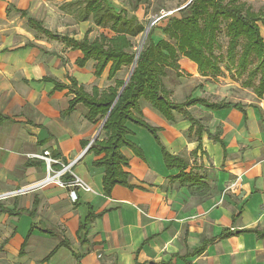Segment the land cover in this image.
Returning a JSON list of instances; mask_svg holds the SVG:
<instances>
[{
    "label": "crops",
    "instance_id": "0c3cea01",
    "mask_svg": "<svg viewBox=\"0 0 264 264\" xmlns=\"http://www.w3.org/2000/svg\"><path fill=\"white\" fill-rule=\"evenodd\" d=\"M20 3L0 0V115L8 118L0 121V193L31 190L11 196L12 208L1 205L9 212L0 213L1 217L15 218L19 223L28 219V228L19 239L18 257L25 256L30 240L46 236L58 240L46 248L39 264H264V237L249 231L264 232V97L259 100L263 103L242 104L245 120L235 109L207 110L228 116L206 125L201 151L195 155L193 135L186 138L174 132L159 136L171 155L184 158L191 154L192 161L201 159L203 165L190 164L188 170L201 177L209 191L196 193L181 186L175 179L177 171L164 166L160 150L159 155L147 152L132 140L143 158L121 149L129 162L126 171L131 187L122 189L131 197L127 201L114 198L113 192L120 186L105 197L103 169L92 164L97 158L86 151L79 159L91 142L86 139V109L79 104L64 115L72 97L66 90L53 91L52 84L41 81L76 77L82 69H70L63 55L32 53L37 42L29 39L32 45L23 42L21 33H8L16 28L5 21L7 6L12 5L16 12L22 10L17 7ZM181 124L187 131L189 124ZM81 130L83 133H78ZM82 142L88 145L84 147ZM44 151L57 159L59 168L71 165V172L91 192L62 187L55 181L43 184L47 164L36 156ZM66 176L70 177L65 175L60 180L72 181ZM72 191L77 197L74 202L69 197ZM16 203L23 204L22 208ZM44 205L45 220L40 215ZM58 206H65L66 213H59ZM88 211L94 218L87 229L88 242L81 247L76 234ZM28 234L21 256L20 248ZM16 238H20L17 233ZM62 238L81 254L78 262L67 248L51 254Z\"/></svg>",
    "mask_w": 264,
    "mask_h": 264
},
{
    "label": "trees",
    "instance_id": "16d2710c",
    "mask_svg": "<svg viewBox=\"0 0 264 264\" xmlns=\"http://www.w3.org/2000/svg\"><path fill=\"white\" fill-rule=\"evenodd\" d=\"M139 2L140 0L135 1L133 11L136 10ZM66 4L62 8L76 7V16L80 22L91 19L94 26L109 29L114 34L113 37L99 35L90 41L87 31L81 40H76L50 32L40 22L29 17L25 11L19 13L21 17L26 18L27 25L38 35L51 41H58L72 51H79L81 57L75 60L78 68L81 69L88 61H93L94 76L97 78L107 67L108 79L112 80L122 67L134 65L133 72L119 97L124 82L117 79L113 81L114 86L106 91L93 87L90 92H86L76 79L70 76H66L69 84L50 78L41 80L52 84L53 91L66 90L72 97L64 115L72 113L79 104L86 109L85 119L92 125L104 120L108 115L101 129L104 138L95 140L87 150L97 158L92 163L93 166L103 169L101 181L103 195L110 197L116 186L131 188L127 183L129 174L126 171L129 162L121 149L127 148L136 157L143 158L141 150L128 138L131 135L129 124L145 130L152 136L161 152L164 166L168 170L177 171L175 179L181 186L196 193L209 191L201 177L188 170L189 164L185 158L171 155L161 144L158 136L160 129L150 126L143 119L140 101L147 102L167 122H175V114L183 116V120L189 123L188 137L193 135L197 142L192 155L201 151V138L206 131L193 118L189 108L202 106L214 112L235 109L242 113L245 120L244 106L240 103L211 104L197 98L173 103L167 98L168 92L164 88L163 79L167 70L174 72L180 70L179 56L194 64L202 76L210 77H216L221 73L220 64L224 61L227 70L234 69L237 75H246L245 86L253 88L258 100L263 99L264 39L260 34V25L264 27V13L254 12L243 0H190L178 10V17L173 15L166 18L160 31L168 40L161 39L154 42L150 30L147 43L136 58L132 52L130 39L143 33L144 26L135 15L125 9L115 11L107 0H82ZM222 25L228 40L224 59L222 55L215 54L219 49L218 35L221 33ZM254 80H257L256 85L253 84ZM7 119L0 115V121ZM82 145L86 147L88 142H82ZM65 179L71 178L66 176ZM0 213L9 212L0 207ZM93 218V212L88 211L85 219L79 224L76 236L81 247H85L88 242L86 233ZM249 231L257 237H264V232ZM49 234L55 235L52 232ZM28 238L29 234L25 236L20 248L21 256ZM61 247L69 249L75 260L79 261L81 254L73 249L65 238H62L51 254ZM48 258H45L44 262Z\"/></svg>",
    "mask_w": 264,
    "mask_h": 264
},
{
    "label": "rangeland",
    "instance_id": "374dc122",
    "mask_svg": "<svg viewBox=\"0 0 264 264\" xmlns=\"http://www.w3.org/2000/svg\"><path fill=\"white\" fill-rule=\"evenodd\" d=\"M76 1L82 0H21L19 6L22 10L17 9L16 12L13 11V6H7V13L5 21L11 24L12 28L15 27L16 30L11 29L8 33L11 35L13 33H21L23 42H28L30 44L35 43L36 47L32 49V53L50 54L53 55H63L67 61H63L65 64H68L70 69H78L75 65V60L81 57L79 51H72L68 48H65L62 43L54 42L46 39L43 36L38 35L33 29H31L26 22L25 17H21L19 11L27 12L28 16L34 20L41 23V25L50 32L56 33L57 35L68 36L76 40H81L87 31H89L88 39L90 41L97 38L99 35H103L107 38L113 37V33L102 27H96L92 23V20L89 19L86 22H80L77 19V10L76 7H66V3H73ZM110 7L115 11L120 9H125L128 13L133 14L137 17L138 21L141 22L144 26V31L135 38L130 39L132 44V52L136 55V58L147 43V36L150 30H152V39L154 42L158 40H168L164 36L160 29L164 26L165 20L167 17L176 16L178 17V10L183 8L190 0H140L135 11L134 5H136V0H107ZM247 6H249L254 12L261 11L264 13V0H243ZM9 8V10H8ZM11 13V14H10ZM154 22L153 25L151 23ZM45 28V29H46ZM149 28L148 33L145 34V30ZM260 34L264 39V27L260 25ZM31 39L32 43L28 41ZM35 41V42H34ZM228 40L224 34V25H222L221 33L218 35V45L219 49L215 51L216 55H222L223 59L226 55ZM28 44V45H30ZM33 45V44H32ZM180 70L174 72L172 70L166 71V76L163 79V85L165 90L168 92L167 98L171 99L173 103H181L184 100L197 98L201 99L206 103L211 104H222V103H231V104H257L263 103L259 102L256 98L253 88L245 86L246 75L239 76L236 74L234 69L227 70L225 63L220 64L221 73L216 77L202 76L198 73L196 66L191 62L187 61L183 56H179ZM94 65L93 61H88L86 65L79 70L80 72L74 76L76 81L81 85L86 92H90L93 87H96L100 91H106L109 87L114 86V79L125 82L128 77L131 75L132 67H122L116 74L115 78L112 80L108 79V67L103 71L102 75L97 78L94 76ZM80 69V68H79ZM71 72V71H70ZM72 77V76H70ZM59 81H63L65 84H69L66 78H58ZM253 84H257V80L253 81ZM140 108L143 114V119L152 127L160 128L164 132H158V136H168L173 135L174 132L178 134H184L188 138V133L186 129L182 126V122L189 124L183 120V116L180 114H175V122L167 124L166 122L156 111H154L147 102L141 100ZM83 109V108H82ZM190 113L193 118L199 119L204 128L207 124H216L219 120L227 118L228 114L220 113H211L208 112L202 106H195V108H189ZM81 115V114H80ZM263 117L264 114L262 113ZM164 121L166 123H164ZM87 128L89 127L88 135L86 139L88 141L102 140L104 134L101 130V125L103 120H99L96 124L90 125L85 121ZM82 125V122L79 126ZM89 125V126H88ZM77 128V126L75 127ZM81 128V127H79ZM131 135L128 137L131 141L135 140L139 142L145 151L159 153V149L156 146L152 136L141 128H135L132 125H128ZM78 133L82 134L83 130ZM191 135V134H190ZM192 136V135H191ZM193 138V137H192ZM84 150V149H83ZM85 154L83 151L82 155L79 156V159ZM148 154V153H147ZM35 155H31L34 157ZM39 156V155H37ZM50 158H52L50 156ZM184 158L188 161V164L191 165H203L201 159L199 161L193 160L192 155H185ZM57 161V159L52 158ZM192 161L191 163H189ZM80 165H83L81 163ZM65 167L67 165H64ZM88 166V165H86ZM46 167V177L51 176L52 172L60 171L62 166L53 165L51 167L52 172L47 171ZM192 168V166H191ZM71 169V168H70ZM203 168H201L202 170ZM204 170V169H203ZM71 171V170H70ZM192 172V170H191ZM198 173V172H197ZM196 174V173H195ZM65 175H69V172ZM63 175V177L65 176ZM71 177V176H70ZM62 178V177H61ZM60 178V179H61ZM44 179V180H45ZM43 180V181H44ZM42 181V182H43ZM57 181V179H56ZM55 181V182H56ZM57 183V182H56ZM30 187V186H29ZM27 187V188H29ZM40 189V188H38ZM23 189L8 190L7 192L0 193L1 196L18 192V195L25 194L28 191ZM25 191V193H24ZM7 208H12L14 205L13 198L9 195L7 198L0 199V207L3 206ZM23 204L16 203L17 208H22ZM28 205V204H27ZM28 207V206H25ZM59 213H66V207L58 206ZM70 208V212H72ZM47 207L42 206L40 210V215L42 219L45 220V213ZM40 216V217H41ZM39 217V216H38ZM43 222V221H39ZM46 223V222H45ZM50 223H53L52 221ZM61 223V222H60ZM28 219L22 218L20 223L19 220L15 218H4L0 216V264H39V261L44 258L47 254L46 248L55 244L56 240L46 236L43 237H34V240H30L28 246L25 249V256L22 258L18 257V248H19V239H22V236L28 228ZM43 224V223H42ZM63 224V223H62ZM53 224H49V227ZM67 225V223H66ZM24 226V227H23ZM47 226V225H45ZM53 227V226H52ZM51 228V227H50ZM57 227H55V231ZM58 232V231H57ZM63 232V230H61ZM20 238L15 239V235ZM36 233V232H34ZM59 233V232H58ZM44 239V240H43ZM34 242V243H33ZM45 245V248H44ZM45 249V251L43 250Z\"/></svg>",
    "mask_w": 264,
    "mask_h": 264
},
{
    "label": "built area",
    "instance_id": "2783aa9c",
    "mask_svg": "<svg viewBox=\"0 0 264 264\" xmlns=\"http://www.w3.org/2000/svg\"><path fill=\"white\" fill-rule=\"evenodd\" d=\"M36 157L39 158V159H42L43 161L46 162L47 171H49V172L50 171L52 172L51 166H53L55 164H59L58 161H55L52 158H50L49 152H47V151H44L42 155H39V156H36ZM61 166H62L61 170L57 171V172H52L53 174L51 176H48L43 181V184L56 181V179H57L56 182L62 187H70V188L75 187V188L81 189L84 192H91V189L79 177H77L75 174H73L70 171L71 165L66 166V167L63 166V165H61ZM68 172H69L70 176L72 177V181H69V182L61 181L60 178L63 177V175H65ZM17 194H18V192L9 193V194L3 195V196L0 195V199L1 198H7V196L9 197V195L10 196H15ZM69 197H70L72 202L76 201V199H77L76 194H75L74 191L70 192Z\"/></svg>",
    "mask_w": 264,
    "mask_h": 264
},
{
    "label": "bare ground",
    "instance_id": "6f19581e",
    "mask_svg": "<svg viewBox=\"0 0 264 264\" xmlns=\"http://www.w3.org/2000/svg\"><path fill=\"white\" fill-rule=\"evenodd\" d=\"M113 197L117 198L118 200L127 201L129 199L130 194L122 189V187H116L115 191L113 192Z\"/></svg>",
    "mask_w": 264,
    "mask_h": 264
},
{
    "label": "water",
    "instance_id": "95a60500",
    "mask_svg": "<svg viewBox=\"0 0 264 264\" xmlns=\"http://www.w3.org/2000/svg\"><path fill=\"white\" fill-rule=\"evenodd\" d=\"M153 24H154V22L151 23V25H153ZM148 30H149V28H147V29L145 30V34L148 33ZM133 68H134V65L132 66L131 72H133ZM130 74H132V73H130ZM130 76H131V75H130ZM130 76H129L128 79L124 82L123 87L121 88V90H120V92H119V94H118V97H119L120 93L122 92L123 88L125 87V85L127 84L128 80H129V78H130ZM118 97L116 98V100L118 99ZM116 100H115V102H116ZM115 102H114V103H115ZM107 116H108V115H107ZM107 116H106L105 119L103 120V123H102V125H101V127H100L101 129H102V126H103L104 122H105L106 119H107ZM93 142H94V139L89 143V145L87 146L85 152L88 150V148L90 147V145H91Z\"/></svg>",
    "mask_w": 264,
    "mask_h": 264
}]
</instances>
